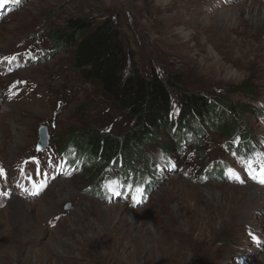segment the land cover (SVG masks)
I'll use <instances>...</instances> for the list:
<instances>
[{
  "label": "rangeland",
  "instance_id": "rangeland-1",
  "mask_svg": "<svg viewBox=\"0 0 264 264\" xmlns=\"http://www.w3.org/2000/svg\"><path fill=\"white\" fill-rule=\"evenodd\" d=\"M69 18L111 20L129 70L257 109L240 121L254 159L206 129L200 152L163 135L145 146L143 193L116 166L64 168L67 134L120 137L132 123L72 67L73 47L52 42ZM244 82L255 98L237 92ZM262 167L264 0H0V264H264Z\"/></svg>",
  "mask_w": 264,
  "mask_h": 264
},
{
  "label": "trees",
  "instance_id": "trees-1",
  "mask_svg": "<svg viewBox=\"0 0 264 264\" xmlns=\"http://www.w3.org/2000/svg\"><path fill=\"white\" fill-rule=\"evenodd\" d=\"M48 35L58 49L73 47L72 67L80 77L95 83L132 120L120 137L91 128L67 134L62 140L64 146L59 145V155L70 167L89 166L87 173L93 175L103 165L116 166L121 182L131 190L142 185L146 190L152 175L149 179L144 177L148 175L145 171L149 163V156L143 153L145 146L163 135L170 137L171 145L175 143L178 147L188 142L200 152L207 137L206 129L225 141L236 142L234 153L254 159L255 140L247 129L242 131L240 121L251 111L258 114L257 109L240 101L184 92L174 83L177 77L163 83L154 71L144 76L132 67L129 70L127 48L111 20L69 18L64 29L52 30ZM173 86L180 93L176 116L171 114L168 89ZM236 90L244 98H255L256 91L248 82ZM163 148L169 150L171 146L165 143ZM94 188H97L95 184Z\"/></svg>",
  "mask_w": 264,
  "mask_h": 264
},
{
  "label": "water",
  "instance_id": "water-1",
  "mask_svg": "<svg viewBox=\"0 0 264 264\" xmlns=\"http://www.w3.org/2000/svg\"><path fill=\"white\" fill-rule=\"evenodd\" d=\"M47 140H48V134L46 131V128L44 126L40 127L39 129V142L40 146L44 147L47 145Z\"/></svg>",
  "mask_w": 264,
  "mask_h": 264
},
{
  "label": "snow or ice",
  "instance_id": "snow-or-ice-1",
  "mask_svg": "<svg viewBox=\"0 0 264 264\" xmlns=\"http://www.w3.org/2000/svg\"><path fill=\"white\" fill-rule=\"evenodd\" d=\"M260 176L262 177L261 179H260V183H264V167H262L261 169H260Z\"/></svg>",
  "mask_w": 264,
  "mask_h": 264
},
{
  "label": "bare ground",
  "instance_id": "bare-ground-1",
  "mask_svg": "<svg viewBox=\"0 0 264 264\" xmlns=\"http://www.w3.org/2000/svg\"><path fill=\"white\" fill-rule=\"evenodd\" d=\"M16 142L18 143V140H16Z\"/></svg>",
  "mask_w": 264,
  "mask_h": 264
}]
</instances>
